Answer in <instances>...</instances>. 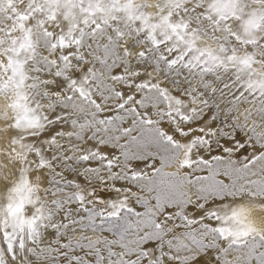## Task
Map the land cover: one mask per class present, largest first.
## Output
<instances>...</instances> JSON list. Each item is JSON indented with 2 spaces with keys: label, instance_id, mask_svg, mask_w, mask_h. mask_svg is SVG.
Returning a JSON list of instances; mask_svg holds the SVG:
<instances>
[{
  "label": "snow or ice",
  "instance_id": "6c2138e0",
  "mask_svg": "<svg viewBox=\"0 0 264 264\" xmlns=\"http://www.w3.org/2000/svg\"><path fill=\"white\" fill-rule=\"evenodd\" d=\"M0 264H264V0H0Z\"/></svg>",
  "mask_w": 264,
  "mask_h": 264
},
{
  "label": "rangeland",
  "instance_id": "374dc122",
  "mask_svg": "<svg viewBox=\"0 0 264 264\" xmlns=\"http://www.w3.org/2000/svg\"><path fill=\"white\" fill-rule=\"evenodd\" d=\"M135 207H137V210H140V211H142L143 209H141L140 208V206L139 205H135Z\"/></svg>",
  "mask_w": 264,
  "mask_h": 264
}]
</instances>
